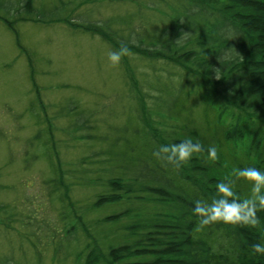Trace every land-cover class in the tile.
<instances>
[{
  "label": "rangeland",
  "instance_id": "obj_1",
  "mask_svg": "<svg viewBox=\"0 0 264 264\" xmlns=\"http://www.w3.org/2000/svg\"><path fill=\"white\" fill-rule=\"evenodd\" d=\"M26 2L0 0V264H84L89 243L106 249L124 232L102 219L127 203L97 204L109 179L161 160L139 89L149 125L166 131L192 115L206 128L212 103L165 59L128 51L113 65V46L81 26L161 47L178 1Z\"/></svg>",
  "mask_w": 264,
  "mask_h": 264
},
{
  "label": "trees",
  "instance_id": "obj_2",
  "mask_svg": "<svg viewBox=\"0 0 264 264\" xmlns=\"http://www.w3.org/2000/svg\"><path fill=\"white\" fill-rule=\"evenodd\" d=\"M176 1L180 8L173 25L157 35L161 47L118 40L97 23L81 25L116 51L124 46L180 67L184 82L204 89L212 103L204 107L206 128L195 125L192 115L166 131L149 125L152 112L139 89L141 117L156 151L186 139L199 142L204 151L179 168L161 159L149 173L143 167L132 176L110 178L111 190L97 204L127 203L102 219L118 223L124 232L106 249L97 239L89 243L84 264H264V253L252 247L264 245V210L257 211L259 225L254 228L218 222L200 230L201 217L193 212L196 201L210 204L220 198L217 184L222 181L231 182L241 200L251 198L252 183L235 177L234 169L264 172V0ZM25 9L33 11V0H27ZM184 35L188 37L180 40ZM210 147L218 160L209 158Z\"/></svg>",
  "mask_w": 264,
  "mask_h": 264
},
{
  "label": "clouds",
  "instance_id": "obj_3",
  "mask_svg": "<svg viewBox=\"0 0 264 264\" xmlns=\"http://www.w3.org/2000/svg\"><path fill=\"white\" fill-rule=\"evenodd\" d=\"M127 47L122 46L119 51L109 53V60L116 65L119 63L121 56L127 55ZM216 79H220L215 75ZM204 151L203 146L199 143H193L191 139H186L180 143L162 146L153 155L157 158L165 159L167 162L174 164L177 168L181 164L187 163L194 154ZM209 158L213 161L219 159L214 147L208 149ZM233 175L237 178H243L252 183V196L248 199L241 200L233 191L231 182H220L217 184V191L220 198L213 199L210 204L195 202L193 209L194 214L201 217L197 230L202 227L223 222L231 225H241L254 228L259 225L258 210H264V172L250 167L245 169H234ZM256 253H264V245L255 244L252 246Z\"/></svg>",
  "mask_w": 264,
  "mask_h": 264
}]
</instances>
